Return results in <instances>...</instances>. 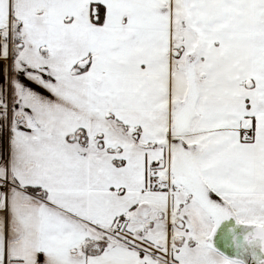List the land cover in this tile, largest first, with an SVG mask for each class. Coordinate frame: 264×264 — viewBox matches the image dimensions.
Wrapping results in <instances>:
<instances>
[{
	"label": "snow or ice",
	"instance_id": "obj_1",
	"mask_svg": "<svg viewBox=\"0 0 264 264\" xmlns=\"http://www.w3.org/2000/svg\"><path fill=\"white\" fill-rule=\"evenodd\" d=\"M0 264H264V0H0Z\"/></svg>",
	"mask_w": 264,
	"mask_h": 264
}]
</instances>
